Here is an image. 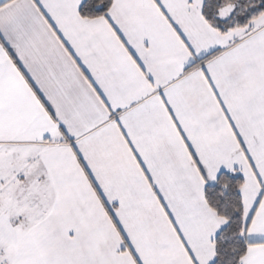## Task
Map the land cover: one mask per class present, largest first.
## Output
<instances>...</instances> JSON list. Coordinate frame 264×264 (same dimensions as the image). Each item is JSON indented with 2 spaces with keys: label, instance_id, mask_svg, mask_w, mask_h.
Returning <instances> with one entry per match:
<instances>
[{
  "label": "snow or ice",
  "instance_id": "6c2138e0",
  "mask_svg": "<svg viewBox=\"0 0 264 264\" xmlns=\"http://www.w3.org/2000/svg\"><path fill=\"white\" fill-rule=\"evenodd\" d=\"M0 264H264V0H0Z\"/></svg>",
  "mask_w": 264,
  "mask_h": 264
}]
</instances>
